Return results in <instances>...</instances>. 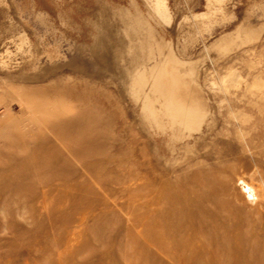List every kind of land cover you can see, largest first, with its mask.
Returning <instances> with one entry per match:
<instances>
[{"label":"rangeland","instance_id":"1","mask_svg":"<svg viewBox=\"0 0 264 264\" xmlns=\"http://www.w3.org/2000/svg\"><path fill=\"white\" fill-rule=\"evenodd\" d=\"M166 4L0 0V264H264V0Z\"/></svg>","mask_w":264,"mask_h":264},{"label":"bare ground","instance_id":"2","mask_svg":"<svg viewBox=\"0 0 264 264\" xmlns=\"http://www.w3.org/2000/svg\"><path fill=\"white\" fill-rule=\"evenodd\" d=\"M145 1L147 2V4H148L149 8L151 9V11L154 12L161 19H163V20L170 19V15L168 13V7H167V4H166V0H145ZM27 38H28L27 35H25V34L22 35V39H27ZM27 42H29V48H30V51L32 52V54H31L32 57L31 58L33 60H35L36 54H37L35 46H33V43H31L30 41H27ZM186 109L188 111V115L195 116L196 119L199 118L197 123L203 122V116H201L203 114H200V113L197 112L196 115H193L192 111L188 107ZM203 109L204 108L202 107V105H198L196 107V110H200V111L202 110L203 111Z\"/></svg>","mask_w":264,"mask_h":264}]
</instances>
